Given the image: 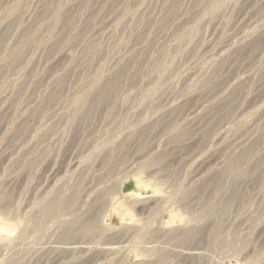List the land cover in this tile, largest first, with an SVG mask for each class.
<instances>
[{
	"label": "rangeland",
	"instance_id": "obj_1",
	"mask_svg": "<svg viewBox=\"0 0 264 264\" xmlns=\"http://www.w3.org/2000/svg\"><path fill=\"white\" fill-rule=\"evenodd\" d=\"M262 106L264 0H0V197L54 173L92 190L57 262L25 211L0 240L17 264H264V163L221 162L241 134L264 146Z\"/></svg>",
	"mask_w": 264,
	"mask_h": 264
},
{
	"label": "bare ground",
	"instance_id": "obj_2",
	"mask_svg": "<svg viewBox=\"0 0 264 264\" xmlns=\"http://www.w3.org/2000/svg\"><path fill=\"white\" fill-rule=\"evenodd\" d=\"M58 11H59V8L57 10H55L54 13L55 14H59ZM28 14H27V17H29ZM27 20H28V18H27ZM27 22H29V21H27ZM58 22H59V20H57L54 25L56 26V24ZM32 36H33V33H32ZM40 36H43V33H41V31H38L37 32V30H36V32L34 34V38L37 39V38H40ZM255 37H256V33L244 35L241 38L238 46H236L235 44H232V46L228 50H226V51L224 50V52L221 53V56L224 57V56L228 55L229 53H231L234 49L238 48L239 46H243L248 41H250L252 39L255 40ZM16 43H17V41H16ZM103 73H102V75L100 73L101 76L95 75L96 77L99 76L98 78L95 79L96 81H98L99 84H100L99 81L103 82L105 80H108V76H106V74L104 76ZM228 80H230V79H228ZM263 112H264V106L259 107L255 111V114L253 116L254 117L255 116L258 117L259 114H263ZM14 113H16V112H14ZM21 117H22V115L20 116V118L18 117L19 120L21 119ZM250 122L249 123L242 122V123H240L238 125V128H241V131H243V132L245 130H249L250 128H252L251 126L253 124L252 122H251L252 124ZM7 125H9V124H6V126ZM218 136H219V138H223V140L224 139L226 140V138L232 136V131L229 129V127L227 128L225 126V127H223V129L221 131H219ZM218 136L216 135V137H218ZM233 141H234V138H233ZM233 143H234V146L231 147V149L228 148L227 146H225V148H224L225 154H223L224 158H222V161H221V162L224 161L225 163L229 164L230 166H228V167H230V169L233 172H239L240 170H242L243 167H245L246 169H248L247 167L248 166H251V165L253 167H256V165H257V167H258L259 164L262 165L264 163L263 162V160H264V146L263 145L264 144L262 145L263 147H261L260 145H258V143H254L253 142V136H250L249 135V137H247L246 134H245V136H244V134H241V136L239 138H236ZM228 171H229V169H228ZM237 176L240 177V174L238 173ZM56 178H57V173H54L53 177L52 176L46 177V180H45L44 184H41L38 181V183H36L34 185V188L32 189V195H31V192H30L29 195L28 194H25V196L22 195V194H19L17 196L16 195H13V197H12V195H9V198L8 197H5V196L3 198L0 197V214L3 216V219L0 220V225L3 228H5L6 231L9 234L12 233L13 231H16V229L18 228V224H16L15 222H12V220H10L7 217L14 218L19 213H22V211H25V213H27V215H30V218H31V221H30L31 222V225H30V234H29V237L32 236V238H34V240L31 242V245L34 247L33 254L38 256V254H41L44 251H49L50 252L49 254H51L53 256L52 258H54V261L55 262H57L59 260L60 253L63 251L62 249H64L63 247H61L62 243L60 242L61 241L60 240L61 239V236H63L62 233H60L61 229L63 230L62 226H65V225L69 224L71 221H73L72 223H74L76 220H78L75 217H74L75 220H73V219L70 220L69 217H72L73 214L77 211L76 210L77 209L76 206L78 207V205H80L82 207H85V206L87 207V205L91 202V199H92V190H91V188L88 186V189L91 191V192H89V191H86V190H82V186L80 185L81 188H79V189L78 188L77 189H73V191H75V190L77 191L78 190V192L76 193V201H74L75 193L72 194V190H71V188L69 186V182L68 183L67 182L64 183V182H62L61 179H56ZM40 182H41V179H40ZM106 182H108V181H106ZM109 183L110 184H106V185H104L102 187H99L95 191V195L98 196V199L104 200L105 201L104 203L111 201L113 199V196H116V195L121 196L123 194L122 193V190H123V184L122 183H119V181L116 182V181H112V180H110ZM67 192H68V194H67ZM21 193H23V191ZM223 206H224V204H223ZM220 207H221V205H220ZM222 207H221V209H222ZM85 211H88V210H85ZM79 215H82V213L79 214ZM218 215H221V214H218ZM218 215H217V217H218ZM85 216L83 218H85ZM223 216H225V215H223ZM205 221L206 222L208 221V226H209V221H212V219L210 217H208V219L207 220L205 219ZM218 221L216 223H218ZM229 222H231V221H229ZM210 224H211V222H210ZM213 225H214V227L217 226V225L214 224V222H213ZM214 227H212V228H214ZM82 228H84V226ZM74 229H76L75 228V225H74ZM201 229H199V230H201ZM201 231H203V230H201ZM207 232H206V234H207ZM63 233H66V231L65 232L63 231ZM203 234H205V233H203ZM203 234H201V235H203ZM212 238H214V237H212ZM62 239H64V238H62ZM8 242H9L8 240L7 241H1L0 240V264H17L18 263V256L17 257H14L15 254L13 253V245L11 244V242H9V243ZM20 242L22 243V241H18L16 245H20ZM7 244H8V247H7ZM109 248H108V250H109ZM199 252L202 253V250H200ZM191 255H194V254H191ZM47 256H48V253H47ZM48 257H50V256H48ZM46 260H48V259H46ZM49 261H50V259H49Z\"/></svg>",
	"mask_w": 264,
	"mask_h": 264
}]
</instances>
